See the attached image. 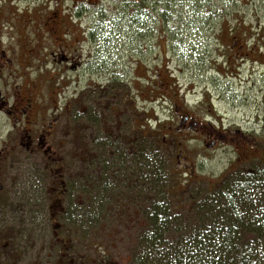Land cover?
Masks as SVG:
<instances>
[{"label":"rangeland","instance_id":"obj_1","mask_svg":"<svg viewBox=\"0 0 264 264\" xmlns=\"http://www.w3.org/2000/svg\"><path fill=\"white\" fill-rule=\"evenodd\" d=\"M144 1L150 4L149 9L140 13L141 0H109L106 6L96 10L92 7L94 0H85V10L90 8L93 12L90 15L92 19H88L85 25L99 21V35L105 36L109 42L95 44L93 36L92 43L84 45L83 68L69 74V77L78 78L73 87L77 88V93H82L78 99L83 110L80 142L84 151L82 161L77 165L73 162L75 173L78 171L84 175L86 148L93 149L94 141L105 135L121 140L128 147L130 141H136L141 135V120L144 119L145 123L147 118L153 117L150 120L151 129H155L156 120L159 126L174 124L175 115H172L170 103L152 101L150 95L146 102L133 86L129 89L122 86L114 90L107 88L110 84L107 76L95 73V53L99 45V54H107L108 62L116 69H124L125 66L133 68L134 65L129 67V61L134 60L142 61L137 68L139 73L143 67L154 69L164 64L165 83L171 86L189 111L200 115L199 123L205 128L201 133L192 131L181 135L163 128L165 136L162 140L166 139L163 148L169 157L166 162L169 168L168 201L183 207L206 190L207 183H218L229 177V184L232 185L234 174L231 172L236 171L239 175L247 172L257 180L255 212L252 215H261L264 212V0H159L158 8L155 7L156 0ZM32 2L0 0V17L9 13L11 16L16 13V7L23 8ZM38 2L41 0L35 1L37 5ZM44 7L40 6L39 10ZM40 17L35 15V19ZM23 19L19 21L22 23ZM141 25L147 29L151 25L157 26V30L163 32L162 40L144 41V35L138 33ZM187 25L195 36L183 41L179 37L178 41H174V30L181 31ZM43 39L36 43V58L42 61L45 50L52 46L51 41ZM138 39L144 42L139 43ZM38 74L39 78H49L45 86L48 92L55 90L59 77L55 79L56 73L51 65L37 70ZM91 117H95L94 126ZM208 132L212 135L209 138ZM70 142L66 145L69 149L73 147ZM97 147L95 142V153H100L102 150H97ZM180 152L182 162L177 159ZM185 162L187 167L183 165ZM178 164L181 167L175 169ZM82 202L83 213L79 216L84 221L90 204L86 205L84 197ZM97 206L95 204V217L104 216L97 218L96 227L89 226L95 221L94 215H88L92 218H89L87 229L82 225L87 230L84 231L83 241L85 252H91V248L96 249L97 245L101 254L102 251L109 252L119 264H129L128 240L132 225L141 223V211L129 202L126 207L128 221L120 226L117 219L122 216L113 215L112 204L107 203L100 212Z\"/></svg>","mask_w":264,"mask_h":264},{"label":"flooded vegetation","instance_id":"obj_2","mask_svg":"<svg viewBox=\"0 0 264 264\" xmlns=\"http://www.w3.org/2000/svg\"><path fill=\"white\" fill-rule=\"evenodd\" d=\"M35 1L16 7L11 16L0 17V264H119L113 254H101L97 245L91 252L84 250L83 220L79 216L83 213V191L77 180L82 174L77 169L75 173L73 164L82 161L84 151L80 142L83 110L78 99L82 93L73 87L78 78L69 77L83 68L86 42L92 43L93 36L95 44L109 41L99 35V21L85 25L93 15L90 8L85 10V0H41L38 5ZM108 2L94 0L92 7L96 10ZM158 3L156 0V8ZM149 6L144 5V10ZM35 15L42 17L35 19ZM18 16L25 18L22 23ZM157 28L141 25L138 33L144 35V41H161L163 32ZM172 36L174 41L179 37L183 41L195 34L187 25L181 31L175 29ZM43 38L52 42L44 52V61L36 58V43ZM99 51L97 45L95 73L107 76V88L133 86L146 102L149 95L156 102L165 97L175 115L169 131L181 135L204 131L200 115L189 111L165 83L164 64L154 69L143 67L139 73L142 61L134 60L129 61L133 68L116 69L108 62V55ZM50 65L55 79L59 77L54 93L45 87L49 78L36 75L37 70ZM143 122L139 129L145 136L147 123ZM69 142L73 144L70 149L66 147ZM181 154L177 155L178 162H182ZM183 165L188 166L187 162Z\"/></svg>","mask_w":264,"mask_h":264},{"label":"trees","instance_id":"obj_3","mask_svg":"<svg viewBox=\"0 0 264 264\" xmlns=\"http://www.w3.org/2000/svg\"><path fill=\"white\" fill-rule=\"evenodd\" d=\"M144 5L141 0L138 12H145ZM91 119L94 126L95 117ZM146 126L147 134L138 135L128 147L105 135L90 143L93 149L86 148L85 173L77 179L86 205L90 204L82 222L85 229L92 218L88 215L95 218L90 227L104 216L95 217V204L100 212L107 203L113 205V215L122 216L117 219L122 226L128 221L130 202L141 211L142 220L132 225L129 264H264V212L252 215L256 178L231 172L232 185L229 177L207 183L208 188L185 206L172 205L168 201L169 157L162 140L166 125ZM95 142L102 147H97L100 153H95Z\"/></svg>","mask_w":264,"mask_h":264}]
</instances>
